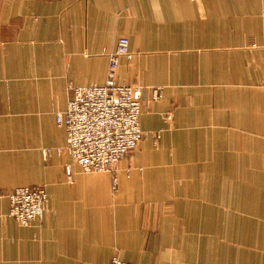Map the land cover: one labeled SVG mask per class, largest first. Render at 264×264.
I'll use <instances>...</instances> for the list:
<instances>
[{
	"label": "crops",
	"instance_id": "obj_1",
	"mask_svg": "<svg viewBox=\"0 0 264 264\" xmlns=\"http://www.w3.org/2000/svg\"><path fill=\"white\" fill-rule=\"evenodd\" d=\"M120 37L146 137L114 173H84L55 115L105 82ZM263 135L264 0H0V264H264V190L227 193L258 155L235 138ZM37 185L43 213L22 226L9 194ZM248 228L252 248L228 250Z\"/></svg>",
	"mask_w": 264,
	"mask_h": 264
},
{
	"label": "built area",
	"instance_id": "obj_2",
	"mask_svg": "<svg viewBox=\"0 0 264 264\" xmlns=\"http://www.w3.org/2000/svg\"><path fill=\"white\" fill-rule=\"evenodd\" d=\"M129 46V39L120 37L115 50L109 53L105 82L72 88L67 109L55 115L67 134L65 147L58 151L64 149L84 173H114L119 162L146 135L140 124L141 90L117 82L121 58L131 56ZM153 96L157 99L161 94L155 90ZM67 176L72 178L70 167ZM114 181L116 184V178ZM47 198L43 185L17 187L9 194L10 216L27 226L40 218ZM110 264L133 263L114 257Z\"/></svg>",
	"mask_w": 264,
	"mask_h": 264
},
{
	"label": "rangeland",
	"instance_id": "obj_3",
	"mask_svg": "<svg viewBox=\"0 0 264 264\" xmlns=\"http://www.w3.org/2000/svg\"><path fill=\"white\" fill-rule=\"evenodd\" d=\"M145 137L146 135L141 139V141L138 144V147L134 149L133 151H131L124 159H122L119 162V164L123 160L128 159L129 156L132 155L139 148L141 142L144 140ZM235 139L236 141L238 142L240 141L242 143L243 148H245V144H246V147L248 149H251L254 147L255 140L257 139L256 146L258 150V155L257 157L253 158V162L255 165L253 164L252 170L247 169L245 167L246 161L250 160V157L247 156L245 153L242 154L243 165H244L242 169H238V168H232L230 170L228 169L227 193L228 194L235 193L236 190L239 188L238 186L239 182L237 181L242 180V185L244 187V193L249 195V197H250V194L252 195L261 194L260 192L264 190V135L259 136L258 138H235ZM160 140H161V137L160 135L157 134V136L154 138V144L156 147L159 146ZM252 180H254L253 183H251ZM243 235H244V242L240 245L239 244L235 245L234 243L231 242L228 244L229 245L228 250H232L233 247H237L239 249H242L243 251L251 249L252 248L250 246V243L252 242L251 239H254L256 236L254 237V235L251 234V232L249 231V228L246 232H244ZM262 235H264V233L263 234L259 233L258 251H259V256L264 257V236Z\"/></svg>",
	"mask_w": 264,
	"mask_h": 264
}]
</instances>
